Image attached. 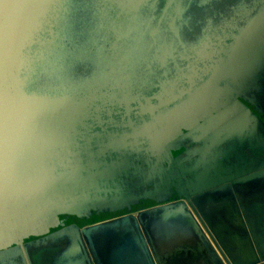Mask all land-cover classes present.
<instances>
[{
    "label": "water",
    "instance_id": "1",
    "mask_svg": "<svg viewBox=\"0 0 264 264\" xmlns=\"http://www.w3.org/2000/svg\"><path fill=\"white\" fill-rule=\"evenodd\" d=\"M263 11L264 0H0V264H35L44 250L46 264H234L186 201L225 198L264 167L233 180L230 136L221 167L203 175L219 178H187L182 191L169 181L185 171L171 149L197 124L181 106L231 53L248 51L242 35ZM156 183L183 198L54 227ZM257 256L246 264H264Z\"/></svg>",
    "mask_w": 264,
    "mask_h": 264
},
{
    "label": "flooded vegetation",
    "instance_id": "2",
    "mask_svg": "<svg viewBox=\"0 0 264 264\" xmlns=\"http://www.w3.org/2000/svg\"><path fill=\"white\" fill-rule=\"evenodd\" d=\"M241 40L243 44H248L247 49L249 51L250 47L251 51L244 49L231 53L216 72L214 71L210 77L204 79L203 92L200 95L197 94V101H186L188 103H184L180 108L179 113L183 112L186 115L188 112L185 119H193L197 126L194 124L193 131L188 132L184 140L176 143V146L171 149L172 157L180 156L179 158L184 159L183 165H185V171L179 167L173 169V179H169L173 184L179 186L184 183L186 187L187 178L189 180L196 178L192 182L200 181V183L213 181L214 178L218 179L220 174L214 177H212L213 174L204 177L203 175L204 172L211 170V165L221 167L223 158L220 155L219 144L230 136L233 139V145L229 148L231 151L226 152L228 153L226 163L231 165L233 172L229 175H232L233 180L237 181L240 177L239 172L235 170H244V174L241 175L244 176L253 173L254 171H251L253 167H264V11L254 16ZM247 60L251 68H246ZM189 107L193 108L189 110ZM221 150L224 152L223 148ZM241 163L242 168L239 166ZM260 181L264 183V178L259 179L258 182ZM149 182H151L150 186H154L157 181ZM258 182L250 180L243 182L242 185L235 184L234 190L232 189V192L225 195V198H220L218 192L210 196L195 194L191 195L190 201L186 202L191 205L189 208L196 218L207 220L211 229L217 232L216 227L219 223L221 224L217 221L226 218L233 210L238 216L246 214L252 216L260 213L261 204L264 201V184L260 183L256 186ZM174 189L164 184V189L159 190L157 184L156 190L150 195L141 192L142 195L138 196L135 202H133L134 199L124 202L117 200L112 203V206L103 205L93 209H109L108 212L103 213L112 215L126 212L129 207L134 208L141 204L176 201L183 198L178 195L181 188ZM184 190L188 188L182 189ZM232 203L235 206L233 209L231 208ZM90 210L83 212L80 218L85 220L94 217L95 214L90 213ZM75 218L73 215H62L59 217V222L63 224V221L76 220ZM219 239L222 240L221 237ZM45 251L47 250L40 252L41 255L38 256L39 264L48 262L50 254L47 255ZM231 252L234 264H246L251 261V259L246 261L240 258L239 252ZM257 254L264 256L263 252Z\"/></svg>",
    "mask_w": 264,
    "mask_h": 264
},
{
    "label": "crops",
    "instance_id": "3",
    "mask_svg": "<svg viewBox=\"0 0 264 264\" xmlns=\"http://www.w3.org/2000/svg\"><path fill=\"white\" fill-rule=\"evenodd\" d=\"M259 212L260 213L257 215H252V217L248 218H246L245 215L239 216L240 219L238 220H240V222H236L238 221L237 213H232L226 218L218 221L221 222V224L219 223L217 226V235L222 238L221 241L224 242L231 251L239 252L241 254L239 256L240 258H243L244 252L251 253V260H255L259 257L257 256L258 252L264 253V234L258 235V233H253L251 226L248 224L249 220H254L255 218L258 220L264 219V201L261 204V210ZM109 218H105L103 220ZM224 221H228L229 223H225ZM257 225L264 227V223H259ZM220 227H222V229ZM259 232H264V230ZM241 237L243 240L240 239ZM254 237H257V241ZM165 252H167V250H165ZM166 255L168 257V253Z\"/></svg>",
    "mask_w": 264,
    "mask_h": 264
},
{
    "label": "rangeland",
    "instance_id": "4",
    "mask_svg": "<svg viewBox=\"0 0 264 264\" xmlns=\"http://www.w3.org/2000/svg\"><path fill=\"white\" fill-rule=\"evenodd\" d=\"M155 203H146V204H141V205H139V206H136V207H134V208H132L130 211L131 212H134L135 213V211L136 210H138V209H140V208H144V207H146V206H150V205H154ZM104 211H106V212H108L109 211V209H98V210H96V209H91L90 210V213H93V214H95V216L93 217H90V218H88V219H85V220H83V221H79V220H67V221H63V224H61L60 225V222H56L55 224H54V227H58V226H62V225H67V223H75V224H77L78 226H80V227H87V226H89V225H91L92 223H94V222H99V221H103V219H105V218H109V217H112L113 218V216H119V214H122V213H124V212H119V213H114V214H112V215H109L108 213L107 214H104L103 212ZM124 211V210H123ZM134 213H132V214H134ZM223 217V216H222ZM245 217L246 218H248V217H252V216H250V215H245ZM238 219H240V217L238 216L237 217V220ZM215 222V221H214ZM236 222H240V220H238V221H236ZM259 223H264V219H261V220H258V219H254V220H249V222H248V224H249V226H251V230L253 231V233H258V235L259 234H264V232H259V231H263L264 230V227L263 226H259V225H257V224H259ZM216 224V223H215ZM58 225V226H57ZM216 226V225H215ZM221 226V225H220ZM53 227V226H52ZM217 228V227H216ZM221 229H222V227H220ZM34 238V237H33ZM255 238V240L257 241V237H254ZM34 258H36V256L34 257ZM35 261V264H38V262H37V259H34Z\"/></svg>",
    "mask_w": 264,
    "mask_h": 264
},
{
    "label": "clouds",
    "instance_id": "5",
    "mask_svg": "<svg viewBox=\"0 0 264 264\" xmlns=\"http://www.w3.org/2000/svg\"><path fill=\"white\" fill-rule=\"evenodd\" d=\"M5 7H7V6H5Z\"/></svg>",
    "mask_w": 264,
    "mask_h": 264
}]
</instances>
